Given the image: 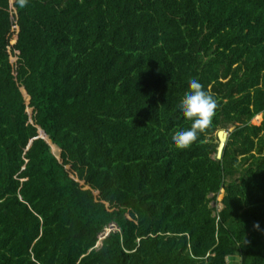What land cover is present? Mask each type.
Wrapping results in <instances>:
<instances>
[{
  "label": "trees",
  "instance_id": "obj_1",
  "mask_svg": "<svg viewBox=\"0 0 264 264\" xmlns=\"http://www.w3.org/2000/svg\"><path fill=\"white\" fill-rule=\"evenodd\" d=\"M0 264H264V0H0Z\"/></svg>",
  "mask_w": 264,
  "mask_h": 264
},
{
  "label": "clouds",
  "instance_id": "obj_2",
  "mask_svg": "<svg viewBox=\"0 0 264 264\" xmlns=\"http://www.w3.org/2000/svg\"><path fill=\"white\" fill-rule=\"evenodd\" d=\"M19 3L23 7L27 0H19ZM217 104V99L207 92L198 80L192 79L189 82L188 91L178 105L180 115L190 121L191 126L178 130L172 136V145L179 150L190 148L197 141L199 130L210 124Z\"/></svg>",
  "mask_w": 264,
  "mask_h": 264
},
{
  "label": "rangeland",
  "instance_id": "obj_3",
  "mask_svg": "<svg viewBox=\"0 0 264 264\" xmlns=\"http://www.w3.org/2000/svg\"><path fill=\"white\" fill-rule=\"evenodd\" d=\"M262 122V116L260 115V117H256L255 119L252 120V125H255V126H259ZM233 128L229 129L228 132H231ZM227 133V132H226ZM217 138L216 134L214 136V139ZM225 196V193L224 191L222 190L216 197V201L215 202H211L210 206L211 207H215L218 209H220V205H219V202L223 199V197ZM109 229V228H107ZM100 240H102V237L99 238ZM100 243L98 244V247H100Z\"/></svg>",
  "mask_w": 264,
  "mask_h": 264
},
{
  "label": "water",
  "instance_id": "obj_4",
  "mask_svg": "<svg viewBox=\"0 0 264 264\" xmlns=\"http://www.w3.org/2000/svg\"><path fill=\"white\" fill-rule=\"evenodd\" d=\"M218 139V148H217V159H221L223 149L225 147V143L227 141L228 134L226 131L220 130L216 134Z\"/></svg>",
  "mask_w": 264,
  "mask_h": 264
},
{
  "label": "built area",
  "instance_id": "obj_5",
  "mask_svg": "<svg viewBox=\"0 0 264 264\" xmlns=\"http://www.w3.org/2000/svg\"><path fill=\"white\" fill-rule=\"evenodd\" d=\"M115 229L116 228H114L113 226L109 227V229H106L105 232L100 235V237H102V239L105 238L110 231L115 230Z\"/></svg>",
  "mask_w": 264,
  "mask_h": 264
}]
</instances>
